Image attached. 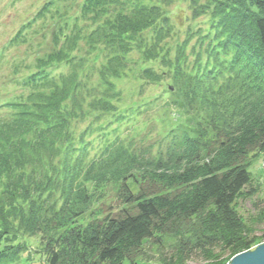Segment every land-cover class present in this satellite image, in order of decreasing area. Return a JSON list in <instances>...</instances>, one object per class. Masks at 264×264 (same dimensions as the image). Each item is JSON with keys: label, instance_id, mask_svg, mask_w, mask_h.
<instances>
[{"label": "trees", "instance_id": "16d2710c", "mask_svg": "<svg viewBox=\"0 0 264 264\" xmlns=\"http://www.w3.org/2000/svg\"><path fill=\"white\" fill-rule=\"evenodd\" d=\"M161 2L128 10L126 2L111 15L120 0H83L81 17L60 25L53 48L10 81L21 94L0 102V264H37L25 257L30 246L19 241L22 233L40 237L41 264H125L144 255L149 242L161 251L164 237L176 241L160 264H187L192 254H201L203 264H228L263 240L252 236L237 204L252 185L250 155L264 154V0H191L194 18L213 20L199 50L193 47V69L189 39L174 54L164 50L173 31ZM54 3L36 18H45ZM80 19L92 22L89 48L106 53L100 69L106 89L90 101L92 110H117L110 77L127 67L134 46L162 66L143 68L141 79L172 82L169 105L184 118L155 154L116 146L89 160L83 139L76 149L71 123L85 114V68L72 56L82 38ZM30 26L14 43H28ZM62 66L71 71L55 74ZM108 185L121 209L88 213ZM87 214L94 219L79 223Z\"/></svg>", "mask_w": 264, "mask_h": 264}, {"label": "rangeland", "instance_id": "374dc122", "mask_svg": "<svg viewBox=\"0 0 264 264\" xmlns=\"http://www.w3.org/2000/svg\"><path fill=\"white\" fill-rule=\"evenodd\" d=\"M45 1L47 0H0V55H3L0 58V102L21 94V88L14 86L10 81L14 77L26 74L27 68H24L26 65H33L37 55H46L51 47L53 48V32L65 22L81 17L83 0H53L55 3L51 6V13L45 18H36L30 28H27L28 43H10L22 25L37 15ZM120 1L122 4H113L110 7L111 15L123 10V4L126 2L124 7L128 10L136 4L156 3L161 0ZM164 1L166 3L161 2L163 10L171 17L173 31V34L162 43L164 50L170 49L171 54H174L177 47L189 39L187 54L190 59L189 67L193 69L196 62L193 47L196 51L199 50V41L203 37L201 34L208 33L213 23L211 15L202 14L194 18L191 0ZM79 25L83 26L82 35L80 34L82 38L72 52V56L76 57V63L82 61L85 68L82 85L84 93L80 98L81 101H85L82 104L85 114L83 116L79 113L82 116L71 123L76 149H80L79 141L83 139L85 148L88 150L86 158L89 160L104 157L108 148L116 146L132 152L147 150L155 154L164 146L163 144H166V136L174 124L184 118V116L180 117L175 107L169 105L173 95L168 86L172 82L164 79L162 83L154 84L141 79L143 68L154 67L159 70L162 66L158 62L147 61L143 58L140 48L134 46L126 57L127 67L119 76L110 77L116 91V94H111L113 96L110 98L116 104L117 110L112 113L92 110L90 101L96 96H102V92L106 89L100 77V69L105 63L106 53L101 49L89 48L85 37L92 29L91 20L80 19ZM145 34L149 38L152 37V32L146 31ZM202 57L207 58L205 54H202ZM96 58L99 62H94ZM86 59L89 60L86 61ZM15 68L19 73H15ZM70 71V66H62L56 69L55 74L61 72L67 74ZM70 107L71 103H69ZM83 152L85 151L83 150L80 154ZM248 162L251 165L253 181L252 185L245 190V195L238 200L237 207L243 218L254 228L252 236L261 237L264 235V215L262 214L264 212V154H252ZM100 192L102 197L95 200L88 213L91 211L99 213L101 210L106 214L116 213L121 209L122 205L112 185L104 187L98 191L99 194ZM105 213L100 218L105 216ZM90 217L89 214L81 217L79 223L87 225L89 219H94ZM39 238V236L31 237L22 233L19 240L29 244L30 253H27L25 257L27 258L30 254L31 262L37 264H41L45 258L40 252ZM260 240L253 244L252 249L264 243V238ZM175 241L174 237H164L165 247L161 251L158 249L157 242V244L149 242L145 248H142L144 255L136 257L135 261L126 260L125 264H160L161 257L173 255ZM204 262L205 259L201 254H192L187 264H203Z\"/></svg>", "mask_w": 264, "mask_h": 264}, {"label": "water", "instance_id": "95a60500", "mask_svg": "<svg viewBox=\"0 0 264 264\" xmlns=\"http://www.w3.org/2000/svg\"><path fill=\"white\" fill-rule=\"evenodd\" d=\"M228 264H264V243L235 255Z\"/></svg>", "mask_w": 264, "mask_h": 264}]
</instances>
